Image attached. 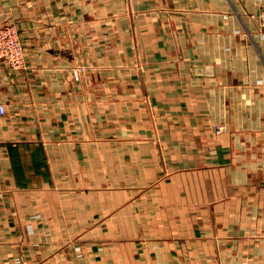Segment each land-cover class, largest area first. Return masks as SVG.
Masks as SVG:
<instances>
[{
  "label": "crops",
  "instance_id": "1",
  "mask_svg": "<svg viewBox=\"0 0 264 264\" xmlns=\"http://www.w3.org/2000/svg\"><path fill=\"white\" fill-rule=\"evenodd\" d=\"M263 7L0 0V264H264Z\"/></svg>",
  "mask_w": 264,
  "mask_h": 264
},
{
  "label": "built area",
  "instance_id": "2",
  "mask_svg": "<svg viewBox=\"0 0 264 264\" xmlns=\"http://www.w3.org/2000/svg\"><path fill=\"white\" fill-rule=\"evenodd\" d=\"M264 31V7L254 15ZM0 59L6 61L13 68H20L25 65V50L21 42L19 30L14 24H0ZM80 69L74 70V75L79 78ZM6 112V107L0 103V114ZM217 133L224 130L223 125H217Z\"/></svg>",
  "mask_w": 264,
  "mask_h": 264
},
{
  "label": "rangeland",
  "instance_id": "3",
  "mask_svg": "<svg viewBox=\"0 0 264 264\" xmlns=\"http://www.w3.org/2000/svg\"><path fill=\"white\" fill-rule=\"evenodd\" d=\"M79 69V68H78Z\"/></svg>",
  "mask_w": 264,
  "mask_h": 264
}]
</instances>
